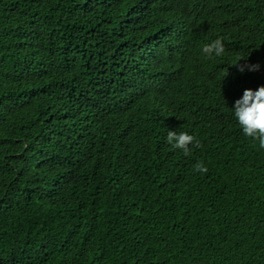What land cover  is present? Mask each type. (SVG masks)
I'll use <instances>...</instances> for the list:
<instances>
[{
    "label": "trees",
    "instance_id": "obj_1",
    "mask_svg": "<svg viewBox=\"0 0 264 264\" xmlns=\"http://www.w3.org/2000/svg\"><path fill=\"white\" fill-rule=\"evenodd\" d=\"M262 84L264 0H0V264H264Z\"/></svg>",
    "mask_w": 264,
    "mask_h": 264
},
{
    "label": "clouds",
    "instance_id": "obj_2",
    "mask_svg": "<svg viewBox=\"0 0 264 264\" xmlns=\"http://www.w3.org/2000/svg\"><path fill=\"white\" fill-rule=\"evenodd\" d=\"M202 52L207 57H219L224 52V43L221 38H217L202 47ZM241 58L239 61H241ZM234 64L239 72L259 71L261 65L259 62ZM232 115L240 127L242 134L246 138L259 142L261 148H264V84L256 89L245 88L242 95L234 101ZM166 142L173 149H180L185 156L191 155L193 148L201 147L200 141L188 132H176L169 130L166 136ZM194 169L199 173H207L208 168L202 161H197Z\"/></svg>",
    "mask_w": 264,
    "mask_h": 264
}]
</instances>
